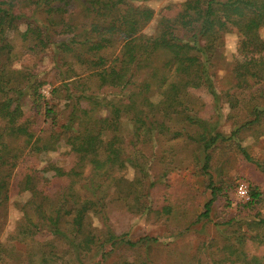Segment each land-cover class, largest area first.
<instances>
[{"label": "trees", "instance_id": "1", "mask_svg": "<svg viewBox=\"0 0 264 264\" xmlns=\"http://www.w3.org/2000/svg\"><path fill=\"white\" fill-rule=\"evenodd\" d=\"M147 1L0 0V237L11 196L30 194L19 204L23 214L14 232L0 240V264H103L121 247L155 244L154 236L117 233L105 196L114 187L131 200V212L174 215L171 204L152 206L149 193L158 183L151 178L154 164L177 168L183 161L166 148L175 141L194 145L191 162L207 176L221 146L264 171L240 143L246 131L264 135V0H184L158 13ZM156 14L154 31L145 33ZM227 33L239 40L233 83L219 91L213 54ZM47 51H53L60 81L51 94L64 101L62 108L44 99L40 74L13 67L26 54L41 60ZM26 102L37 114L43 107L48 126L39 133L26 117ZM223 104L233 119L229 133L218 119ZM124 123L132 126L128 133ZM61 141L76 154L77 165L41 164V154ZM128 167L135 170L133 180L125 176ZM207 187L211 197L195 221L210 220L215 202L233 185ZM262 204L264 191L254 187L224 221L227 232L236 220L239 230L225 235L220 253L199 264H264V253L245 250L248 239L264 246ZM133 260L125 264H137Z\"/></svg>", "mask_w": 264, "mask_h": 264}, {"label": "rangeland", "instance_id": "2", "mask_svg": "<svg viewBox=\"0 0 264 264\" xmlns=\"http://www.w3.org/2000/svg\"><path fill=\"white\" fill-rule=\"evenodd\" d=\"M184 0H149L145 5L151 6L156 13L170 3L181 2ZM158 14L146 26L144 32L151 34L157 24ZM26 28L25 24H21V29ZM264 38V28L260 30ZM222 45L215 50L213 54V63L215 71L214 81L219 91L226 90L232 83L231 66L233 55L237 50L239 38L235 33H227L223 36ZM53 51H47L43 59H39L32 54H26L18 59L13 67L17 69L31 70L40 74V78L45 80L41 87V93L48 102H58L53 98L51 90L57 86L60 81L57 80L58 70L53 66ZM78 71L81 68L75 66ZM113 96L108 95V99ZM159 96L154 95L153 99L158 100ZM116 99V98H115ZM64 101H59V107L62 108ZM24 111L27 119L30 121L32 128L39 133L48 125L44 121V110L40 108V114L35 112L30 102L24 105ZM221 117L219 119L220 128L229 133L233 127V119L227 117L229 107L223 104L221 107ZM108 111L103 110V114ZM124 133H128L132 126L130 123L122 125ZM240 143L246 146L250 154L264 164V135H258L254 131H246L241 136ZM185 140L175 141L167 149L173 148L178 154V168L165 165V162H157L151 168V178L158 180L157 188L154 193H149V202L152 206L161 207V205L171 204L174 207V215L169 218L167 215L155 213H134L129 208L132 206L131 200L125 201L124 197H119L114 187L107 189L105 196L106 211L109 216V223L117 233L129 232L130 237L139 238L142 236H154L158 238L155 244L138 249H126L121 247L103 264H125L129 257H134V262L144 260L145 264H199V262L207 261L208 256L213 252L212 256L220 253L219 248L222 247L225 235H231L234 231L239 230L237 220L230 227L225 220L229 219L237 213L240 200L236 195V187L239 182H247L250 186V192L254 187H258L264 191V171L255 163L246 160L238 153L237 150H230L227 146H221L214 152V159L210 170V176L201 173L191 162V156L194 152V145L185 143ZM232 148V147H231ZM160 157L164 158L165 154L158 150ZM77 156L71 152L69 145L61 141L54 151H48L41 154V164L48 160L56 162L60 166L66 168L77 165ZM174 168V169H172ZM165 172H168L165 175ZM135 170L128 167L125 176L128 180L135 178ZM165 175V176H164ZM213 182L217 187L225 188L232 186L229 195H220L215 202L210 213V220L203 218L195 221L197 215L204 210L205 202L211 197V191L207 187ZM127 183L124 184V186ZM30 194L15 193L11 196L8 204L7 223L1 234L0 240L6 242L7 238L14 232L23 212L19 208V204L24 203ZM228 197V198H227ZM132 198V197H130ZM228 201L231 202L228 205ZM259 211L264 217V204L259 206ZM94 224H99L97 218H94ZM247 224V223H246ZM242 224V229L246 230L247 225ZM186 228V229H185ZM245 250L249 254L264 253V246L248 239L245 244ZM149 261V262H148Z\"/></svg>", "mask_w": 264, "mask_h": 264}, {"label": "built area", "instance_id": "3", "mask_svg": "<svg viewBox=\"0 0 264 264\" xmlns=\"http://www.w3.org/2000/svg\"><path fill=\"white\" fill-rule=\"evenodd\" d=\"M236 195L242 201L250 199V186L247 182H239L236 187Z\"/></svg>", "mask_w": 264, "mask_h": 264}]
</instances>
